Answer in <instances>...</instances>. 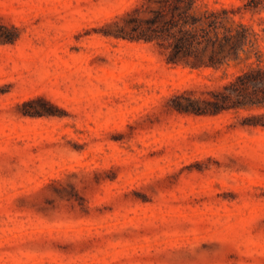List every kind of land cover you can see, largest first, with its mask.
<instances>
[{
  "label": "rangeland",
  "instance_id": "rangeland-1",
  "mask_svg": "<svg viewBox=\"0 0 264 264\" xmlns=\"http://www.w3.org/2000/svg\"><path fill=\"white\" fill-rule=\"evenodd\" d=\"M195 2L264 49V0ZM161 6L0 0V264H264V127L162 102L243 60L166 63L137 31ZM81 167L106 176L89 207L49 204Z\"/></svg>",
  "mask_w": 264,
  "mask_h": 264
},
{
  "label": "trees",
  "instance_id": "trees-1",
  "mask_svg": "<svg viewBox=\"0 0 264 264\" xmlns=\"http://www.w3.org/2000/svg\"><path fill=\"white\" fill-rule=\"evenodd\" d=\"M146 1L148 3L149 0ZM153 1L162 3V6L137 31L138 34L145 35L143 38L146 41H155L158 44L166 63L191 68H217L224 62L229 65V59L243 60L238 63L237 68L228 70L222 81L212 85L202 83L194 86H174L167 94L162 95V102L184 115L218 114L245 109L244 114L236 117L239 125L247 128L264 127V49L255 46L256 37L251 36L243 25L240 28L226 26L221 31L222 20L218 12L203 8L196 0ZM168 8L171 12L178 11L169 18L161 19ZM131 20L135 24L140 21L136 15ZM221 51L225 53L220 56ZM242 51L244 56L241 55ZM204 52H207L205 57ZM257 108L262 110L257 111ZM146 119L151 121L150 117ZM80 169V174L88 179L81 181L86 186L76 182L70 187L64 181L68 169L62 168L48 186L53 192L70 188V195L58 199L48 198L46 200L49 204L61 200L62 203L72 201L74 205L77 203L81 207H89L86 204L87 191H90V197L93 196L106 176L97 169ZM50 189L44 188L45 191Z\"/></svg>",
  "mask_w": 264,
  "mask_h": 264
}]
</instances>
